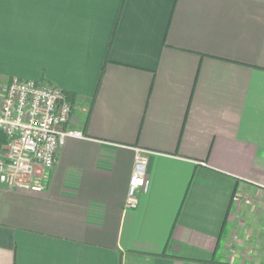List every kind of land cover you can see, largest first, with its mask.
Wrapping results in <instances>:
<instances>
[{"label":"crops","instance_id":"obj_1","mask_svg":"<svg viewBox=\"0 0 264 264\" xmlns=\"http://www.w3.org/2000/svg\"><path fill=\"white\" fill-rule=\"evenodd\" d=\"M13 77L83 136L44 190L0 181V264H264V0H0Z\"/></svg>","mask_w":264,"mask_h":264},{"label":"built area","instance_id":"obj_2","mask_svg":"<svg viewBox=\"0 0 264 264\" xmlns=\"http://www.w3.org/2000/svg\"><path fill=\"white\" fill-rule=\"evenodd\" d=\"M72 115L73 103L59 86L18 77L0 85V129L6 135L0 151V181L11 187L44 190L67 138L83 136L81 130L68 125ZM148 153L137 149L129 207L138 204Z\"/></svg>","mask_w":264,"mask_h":264},{"label":"rangeland","instance_id":"obj_3","mask_svg":"<svg viewBox=\"0 0 264 264\" xmlns=\"http://www.w3.org/2000/svg\"><path fill=\"white\" fill-rule=\"evenodd\" d=\"M247 202H248V203H250V201H249V200H247Z\"/></svg>","mask_w":264,"mask_h":264}]
</instances>
